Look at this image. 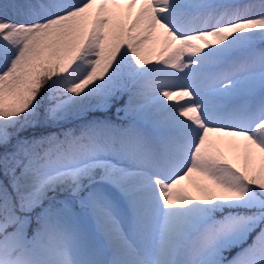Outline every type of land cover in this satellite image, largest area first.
Here are the masks:
<instances>
[{"label":"snow or ice","instance_id":"1","mask_svg":"<svg viewBox=\"0 0 264 264\" xmlns=\"http://www.w3.org/2000/svg\"><path fill=\"white\" fill-rule=\"evenodd\" d=\"M0 149V264H264V0L0 4Z\"/></svg>","mask_w":264,"mask_h":264},{"label":"rangeland","instance_id":"2","mask_svg":"<svg viewBox=\"0 0 264 264\" xmlns=\"http://www.w3.org/2000/svg\"><path fill=\"white\" fill-rule=\"evenodd\" d=\"M6 2H9V0H0V4L6 3ZM110 114H111V112L108 115L109 116H112L113 115V114H111V115ZM66 126H69V125H66ZM56 131H58V129H56ZM21 136L22 137H30V136H33V135H31V132L29 130L27 133L22 132L21 133ZM2 151H3V149H0V152H2ZM85 194H86V192L85 193H82L81 195H85ZM49 196L50 197H53L54 196L56 200H65V199L71 200L72 199V197H70V196L59 195L57 193H52V192L49 193ZM53 202H55V201H53ZM47 203H48V201H45V204H47ZM75 210L76 211H79L80 210V206H79V203L78 202L75 204Z\"/></svg>","mask_w":264,"mask_h":264},{"label":"trees","instance_id":"3","mask_svg":"<svg viewBox=\"0 0 264 264\" xmlns=\"http://www.w3.org/2000/svg\"><path fill=\"white\" fill-rule=\"evenodd\" d=\"M95 115H100V114L97 113ZM74 123H79V121L74 122ZM69 126H72V125H69ZM50 128H52V127H50ZM50 128H43V127H41V128H37V129H34V130L33 129H29V130H30V132H31L32 135H40V134L49 132L50 131ZM28 131H26L25 133H27ZM56 193L57 194H63L64 193L66 195H70V193L64 192V191H57Z\"/></svg>","mask_w":264,"mask_h":264}]
</instances>
